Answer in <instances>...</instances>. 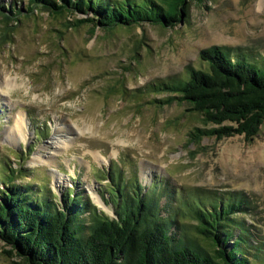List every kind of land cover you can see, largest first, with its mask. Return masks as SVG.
<instances>
[{
  "label": "rangeland",
  "instance_id": "obj_1",
  "mask_svg": "<svg viewBox=\"0 0 264 264\" xmlns=\"http://www.w3.org/2000/svg\"><path fill=\"white\" fill-rule=\"evenodd\" d=\"M7 4L20 9L11 23V43L2 44L0 28V89L7 90L0 94V167L14 171L13 183L44 186L59 197L66 190L78 192L110 217L115 212L107 174L113 171L126 181L135 174L144 191L163 181L205 196L242 194L249 203L237 217L258 244L254 264H264V122L248 141L243 136L189 141L188 132L200 120L177 102H154L167 94L151 89L186 77L188 66L207 69L199 52L211 45L264 55V0H190L184 20L173 27L143 22L108 30H92L88 20L65 27L91 14L59 18L28 0H0L8 10ZM11 81L16 86L6 87ZM19 111L26 114L28 136L14 142L6 134ZM66 121L74 134L76 125L84 133L54 156V166L32 162L39 150L47 156L44 146L54 125ZM91 149L105 156L117 151L99 162ZM149 163L154 170L145 178L142 167ZM7 249L0 240V264L17 260Z\"/></svg>",
  "mask_w": 264,
  "mask_h": 264
},
{
  "label": "trees",
  "instance_id": "obj_2",
  "mask_svg": "<svg viewBox=\"0 0 264 264\" xmlns=\"http://www.w3.org/2000/svg\"><path fill=\"white\" fill-rule=\"evenodd\" d=\"M28 1L59 18L92 15L68 21L66 28H78L88 20L92 30L97 26L108 30L143 22L173 27L184 20L190 0ZM8 6L7 10L0 5L2 44L12 42L11 23L18 21L20 11ZM240 48L201 49L199 57L207 69L188 66L186 77L151 85L152 91L167 94L154 102H177L200 120L201 125L188 132L189 141L233 136L248 141L258 133L264 122V55L243 54ZM4 166L0 167V240L17 259L11 264L256 263L258 244L251 241L249 226L237 217L249 203L242 194L205 196L173 189L163 181L144 191L135 174L126 181L120 171H113L107 174L115 212L110 217L78 192L66 190L59 197L44 186L16 185L14 171ZM163 197L167 202L162 206Z\"/></svg>",
  "mask_w": 264,
  "mask_h": 264
},
{
  "label": "bare ground",
  "instance_id": "obj_3",
  "mask_svg": "<svg viewBox=\"0 0 264 264\" xmlns=\"http://www.w3.org/2000/svg\"><path fill=\"white\" fill-rule=\"evenodd\" d=\"M3 86L5 85L3 84ZM14 86H16V82L7 83L6 87L13 88ZM6 92L7 90L5 91V89L4 90L2 88L0 89V94H5ZM26 120H27L26 114L24 112L19 111L16 117V120H15V124L13 125L12 128H10V131L12 132L10 133L7 132L6 134L7 137L12 139L14 142L25 141L28 136ZM76 127L78 128V130L75 131L76 134H74V130H73L74 128H72V126L70 125V122L66 121L63 123H60V122L56 123L52 129L53 133H52L51 139L47 141L46 146H44L45 148L50 149L49 152H46L47 156L43 158L42 153L39 150V152L35 154L32 162L34 163L41 162V163L49 164L50 166H54V162H55L54 156H56L62 150H67V148L71 145V143L78 137L77 135L84 133V129H82L81 127H78V125H76ZM47 145H50V146L47 147ZM116 151H117L116 149H113V151L109 155L105 156L100 150L91 149L89 150V154H91L93 158L98 160L99 162H107L110 157L116 155ZM144 166H148V167H144ZM153 166H154L153 163L143 165L142 175L145 178L148 177L147 175L148 171L154 170ZM50 168H51L50 169L51 171L55 170V168L53 169V167H50ZM55 181H58V178L56 176H55ZM98 201L99 203H101V205L103 204L102 201L99 200V198H98Z\"/></svg>",
  "mask_w": 264,
  "mask_h": 264
}]
</instances>
